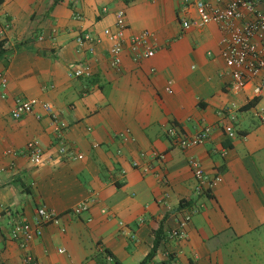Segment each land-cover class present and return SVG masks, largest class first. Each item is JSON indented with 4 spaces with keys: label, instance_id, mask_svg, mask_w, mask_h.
Returning a JSON list of instances; mask_svg holds the SVG:
<instances>
[{
    "label": "crops",
    "instance_id": "0c3cea01",
    "mask_svg": "<svg viewBox=\"0 0 264 264\" xmlns=\"http://www.w3.org/2000/svg\"><path fill=\"white\" fill-rule=\"evenodd\" d=\"M186 2L196 16L194 0L0 2L8 47L0 56V264H24L11 229L42 206L60 216L32 243L40 264H140L159 228L155 264H264V122L244 115L255 110L244 108L250 90L228 88L220 27H183ZM117 9L126 11L127 40L149 31L155 55L136 61L127 49L120 67L112 64L104 29L115 27ZM83 32L100 41L81 45ZM81 66L90 75L76 76ZM19 97L50 102L67 123L63 137L41 106L13 118ZM225 108L237 115L234 137L220 126L184 148L169 134L219 123ZM30 140L45 150L40 164L29 159ZM61 140L84 157L61 156ZM192 156L208 177H222L208 192L195 191ZM82 201L89 208L74 213ZM182 201L198 207L184 236Z\"/></svg>",
    "mask_w": 264,
    "mask_h": 264
},
{
    "label": "built area",
    "instance_id": "2783aa9c",
    "mask_svg": "<svg viewBox=\"0 0 264 264\" xmlns=\"http://www.w3.org/2000/svg\"><path fill=\"white\" fill-rule=\"evenodd\" d=\"M263 0H194L196 16H191V3L186 2L180 9L182 24L185 29L192 27H202L209 23H216L222 32L220 40V54L229 75V90L239 94L250 90L251 93L247 102L256 101L254 112L259 119L264 122V5ZM104 12L108 9L103 8ZM77 17L81 15L77 14ZM115 27L104 29V35L110 40L109 48L112 64L119 68L122 54L128 49L133 59L138 61L145 57L155 55L156 49L151 40V33L147 30L132 36L129 40L126 37L127 19L124 9L115 11ZM77 41L84 45L87 41L96 43L100 38H96L89 32H83L77 37ZM93 49V48H92ZM76 76L90 75L88 66H81L75 69ZM41 106L43 110L50 114L54 129L59 137L67 127V123L59 118L54 106L39 98H17L12 109V117L19 119L26 114L34 113L36 108ZM222 120L219 123L206 125L195 134H185L176 128L170 129V136L184 148L197 146L211 137V134L218 127L222 126L225 132L234 137L236 134L233 121L237 115L230 108L219 111ZM39 114L38 117H40ZM228 118L229 122L225 120ZM129 135L124 136V140H129ZM59 154L67 159H82L84 156L74 149L68 147L63 140L59 145ZM26 151L30 161L37 165L43 161L45 150L37 140H30L26 145ZM189 164L192 167L198 183L195 191L198 194L208 192L213 189L221 180L220 175L210 178L205 173L203 166L196 157H190ZM145 170L149 171L150 165H145ZM167 195V194H166ZM90 206L89 201H82L72 208L76 214H81ZM185 214L179 221V231L177 234L184 236L185 227L191 220L198 207L189 205ZM60 214L46 206L39 207L34 221L25 218L15 220L11 237L19 243L23 250L24 264H40L33 254L31 246L33 241L41 234V228L47 223L58 222ZM61 253L65 252L60 248Z\"/></svg>",
    "mask_w": 264,
    "mask_h": 264
},
{
    "label": "trees",
    "instance_id": "16d2710c",
    "mask_svg": "<svg viewBox=\"0 0 264 264\" xmlns=\"http://www.w3.org/2000/svg\"><path fill=\"white\" fill-rule=\"evenodd\" d=\"M1 1L2 0H0V2ZM7 50H8V47L6 45V40L0 38V56L3 55ZM255 103H256V101H252L250 103H247L246 105H244V108H250L251 106H254ZM190 204L191 203L188 202V201H182L181 202V207H184V206L187 207ZM162 239H163V231H162L161 228H159L157 231H155V240H154V244H153V247H152L151 251L141 261L140 264H155L154 263V258H155L156 254H157V251H158V248H159V246L161 244ZM108 253L111 254L110 251ZM116 264H121V263H119V261H116Z\"/></svg>",
    "mask_w": 264,
    "mask_h": 264
},
{
    "label": "rangeland",
    "instance_id": "374dc122",
    "mask_svg": "<svg viewBox=\"0 0 264 264\" xmlns=\"http://www.w3.org/2000/svg\"><path fill=\"white\" fill-rule=\"evenodd\" d=\"M244 115H246L248 117V119L254 120V122H256V123H260V119L257 116H255V114H254V110L247 112Z\"/></svg>",
    "mask_w": 264,
    "mask_h": 264
}]
</instances>
